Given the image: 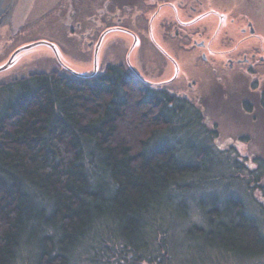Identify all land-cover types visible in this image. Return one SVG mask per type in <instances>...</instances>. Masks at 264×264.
I'll return each mask as SVG.
<instances>
[{
	"label": "trees",
	"instance_id": "1",
	"mask_svg": "<svg viewBox=\"0 0 264 264\" xmlns=\"http://www.w3.org/2000/svg\"><path fill=\"white\" fill-rule=\"evenodd\" d=\"M161 85L123 64L0 84V264H175L168 238L200 253H264V211L251 197L264 162L253 177L233 175L249 165L228 161L196 101ZM222 156L219 178L243 185L256 212L213 183Z\"/></svg>",
	"mask_w": 264,
	"mask_h": 264
},
{
	"label": "rangeland",
	"instance_id": "2",
	"mask_svg": "<svg viewBox=\"0 0 264 264\" xmlns=\"http://www.w3.org/2000/svg\"><path fill=\"white\" fill-rule=\"evenodd\" d=\"M29 2L28 8L20 9L16 14V32L6 26L0 28V67L4 68L0 71V84L34 72H68L71 69L85 75L101 73L111 64H123L137 78L152 84L160 83L178 95L189 96L200 105L207 122L217 126L215 144L225 150L223 154L228 155V161L234 164L246 162L250 167H243L233 175L245 176L250 170L258 169L256 159L264 162V104L250 95L247 88L249 81L240 67L227 68L222 64L225 55L236 57L238 53L254 47V38L244 40V33L239 30L247 20L264 36V0H230V12L220 9L218 14L193 15L189 27L203 31L206 48H191L170 39L181 29L178 17L184 16L181 11L171 8L158 12L154 21L142 20L147 22L146 28L130 21L127 12L117 20L122 24L131 23L126 31L107 30L114 18L84 30L61 22L62 14L52 10L48 0H39L38 9L34 6L30 8L33 0ZM232 2L237 4L233 7ZM151 15L146 16L149 19ZM219 15H222L221 19H218ZM197 17L198 20H195ZM148 21L152 22L151 27H148ZM90 34H96V40ZM179 34L186 35L183 32ZM25 46L29 48L13 55ZM223 159V156L218 157L219 162L215 164L213 183L222 192L233 187L241 194L243 192L247 203V198L250 199L248 208L252 212H256V204L251 197H256L261 202H256L257 205H261L264 211V188L253 190L250 197L243 185L231 181L233 177L229 176L228 180L222 176L219 178L226 164ZM263 184L264 173H260L258 185ZM263 214L258 217L262 228ZM190 215V221L200 219L199 212L192 207ZM170 236L177 237L178 241L186 240L182 232H174ZM156 237L159 243L160 235ZM188 241L182 244L175 241L173 244L168 238L169 253L177 259L175 264H264V253L240 258L209 248L200 253V249L194 246L195 241ZM114 250L106 255L110 261H114ZM145 251L148 254L151 249L146 248ZM138 253L143 255L144 252ZM82 262L91 264L87 257H83Z\"/></svg>",
	"mask_w": 264,
	"mask_h": 264
},
{
	"label": "flooded vegetation",
	"instance_id": "3",
	"mask_svg": "<svg viewBox=\"0 0 264 264\" xmlns=\"http://www.w3.org/2000/svg\"><path fill=\"white\" fill-rule=\"evenodd\" d=\"M48 1L50 2L49 6L52 7V10L62 14L60 16L61 22L84 30H87V28H94L114 18V22L109 25L107 30L117 31L125 29L126 31L128 30V25L131 23L122 24L120 20H117L119 17L126 15L127 12H129L128 17L130 21L146 28L147 22H142V20L147 19L154 21L157 13L164 8L178 10L184 14L183 18L178 17L177 19L181 29L177 30L176 34L170 39L181 45H189L191 48H206V39L203 37V31L189 27L193 22V15L199 13L202 15L218 14L220 13V9L230 12V0H114V2H109V0ZM27 3L28 0H0V28L6 26L16 32L18 30L16 14L20 9L28 8L30 2ZM217 3H219V5H217ZM231 4L234 7L237 2H232ZM32 6H34V9H38L39 0H33L30 8ZM26 12H28V10ZM147 14H152L149 19L146 16ZM217 17L221 19L222 15ZM195 20H198V17ZM150 21H148V27L152 26V22ZM20 23L22 26V22ZM239 30L244 33V40L254 38V47L242 53H238L236 57L225 55L226 59L222 64L227 68L240 67L249 81L247 88L250 95L256 96L258 100L262 101V103H260L264 104V36L257 32L253 23L249 20H247L245 26L239 28ZM180 32L186 35L182 36L179 34ZM90 37L96 40V34H90ZM210 39L211 37L208 41ZM202 56L206 58L205 54Z\"/></svg>",
	"mask_w": 264,
	"mask_h": 264
},
{
	"label": "water",
	"instance_id": "4",
	"mask_svg": "<svg viewBox=\"0 0 264 264\" xmlns=\"http://www.w3.org/2000/svg\"><path fill=\"white\" fill-rule=\"evenodd\" d=\"M0 24H1V17H0ZM29 47H27V46H25V47H22V48H19V49H17L14 53H13V55L15 56L17 53H19L21 50H23V49H28ZM4 69V68H3ZM1 67H0V71L1 70H3Z\"/></svg>",
	"mask_w": 264,
	"mask_h": 264
}]
</instances>
